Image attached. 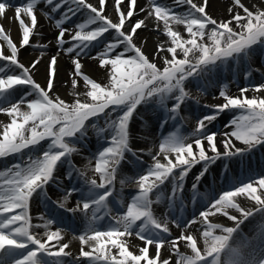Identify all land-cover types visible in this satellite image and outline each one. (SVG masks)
<instances>
[{
  "label": "snow or ice",
  "instance_id": "6c2138e0",
  "mask_svg": "<svg viewBox=\"0 0 264 264\" xmlns=\"http://www.w3.org/2000/svg\"><path fill=\"white\" fill-rule=\"evenodd\" d=\"M221 2L214 16L210 0H0L20 34L0 24V160L14 161L0 169V264H264V170L235 174L264 151V0ZM28 48L39 56L22 60ZM226 72L249 83L217 80L221 102L182 132ZM137 118L151 136L134 148ZM214 168L228 187L202 192ZM35 202L52 211L33 217ZM65 214L83 224L78 254Z\"/></svg>",
  "mask_w": 264,
  "mask_h": 264
},
{
  "label": "bare ground",
  "instance_id": "6f19581e",
  "mask_svg": "<svg viewBox=\"0 0 264 264\" xmlns=\"http://www.w3.org/2000/svg\"><path fill=\"white\" fill-rule=\"evenodd\" d=\"M22 0H20L21 2ZM91 2L95 3V0H91ZM145 3V0H138V4L143 5ZM211 3V7L208 9L214 16L215 15H219L223 9L227 6L225 3H222L221 0H210ZM13 15V12L10 11L9 12V17H11ZM0 24H3L4 27L6 28V30L10 31V34L12 35L14 40H18L20 38V34H19V30H18V23L15 22L14 20H6V19H2L0 18ZM45 35L44 37L40 40V43H46L49 39H51V34L49 32V29L46 27L45 29H43ZM144 35H149L148 33H144ZM151 40L155 39L154 34L151 35L150 37ZM39 49H31L28 48L26 51H22L21 54V59L24 61H28L30 58H32L33 56H39ZM61 64L63 66H67L68 61L66 58H62L61 59ZM86 64L88 65V69L89 71H91V74L93 76L96 75V71L94 69V67L92 66V62L91 61H87ZM35 79H37L38 82H41L43 84L44 81V74L43 71H41V73H38L35 77ZM61 79H66L64 73H61ZM219 78H213V86H207V92L200 96V105L201 106H196L193 103V107L191 109V111L185 112L183 113V115H185L186 117H188V119H186L182 126L181 125H177L176 127L181 128V131L184 132L185 134H188L192 131L193 127L195 126V119L196 117L200 116L204 111H207L209 109H204L202 107V105L204 104H215V103H219L221 102L220 99H213L214 96H218V87H216V81L219 80ZM262 78L260 76L259 73L255 74L252 78V82L253 83H258L257 81H260ZM242 86H244V84H246L244 81L242 82ZM241 86V85H240ZM230 89V88H229ZM230 91L232 93H238V89L233 90L230 89ZM193 96H197L199 95V90L196 89V92H192ZM222 115V114H221ZM6 118L0 114V120H5ZM135 131L133 130L134 134L136 132L139 131L141 132V128H142V124L139 118H137V122L134 126ZM223 129V128H222ZM221 130V129H220ZM231 130V129H229ZM148 135L151 136V133H146ZM156 135H159V133L157 132ZM144 141H142L141 139H137L133 142V147L135 148L137 145H143ZM239 143V142H237ZM93 147H95V138H93ZM11 158V157H10ZM10 158L7 160L9 161ZM5 160H0V162H3ZM74 162L77 164V166H82V158L77 156L74 158ZM261 170H264V151H261L259 149H257L251 156L246 157L244 160V164L243 167H236L235 169V174L238 175V173H244L245 171L249 172L246 176L243 177H247L250 174H258ZM251 171V172H250ZM220 172V170L218 168H214V170L207 175L208 178H206L209 181V187H210V183H214V177H215V182L217 181V179H222L221 176L218 174ZM130 174V173H129ZM89 175H91V173H89ZM188 179V177H187ZM212 180V181H211ZM189 184V183H188ZM187 187V186H186ZM135 188V185H131L128 189L131 191ZM49 195L52 197V199L55 197L57 198V190L55 188V186H52L49 189ZM244 206L246 207H253L254 206V202L251 201H241ZM39 206L42 209V205L39 202H35L32 205V215L33 217H36L38 215H40L39 212L36 211V207ZM69 206H75V198L71 201ZM48 208V207H47ZM47 212V209H43ZM48 210H50V208H48ZM79 214H77V219L72 220L71 219V214H65V220L67 219V223L64 225L65 227H68L69 231L68 234L66 236V240L71 241V247L73 248L74 245H77L79 247V241L78 240H72V236L76 235L78 236L79 234H81L82 230H83V224L80 222L79 220ZM35 222V221H34ZM216 222H222V223H226L231 225V222L227 221L226 218H221V220L216 221ZM244 227V226H242ZM251 227V226H249ZM249 227L248 228H244L245 232L249 231ZM72 250V249H71ZM67 251V250H66ZM74 254H78V249L74 251V249L72 250ZM181 251H186L184 248H181Z\"/></svg>",
  "mask_w": 264,
  "mask_h": 264
},
{
  "label": "rangeland",
  "instance_id": "374dc122",
  "mask_svg": "<svg viewBox=\"0 0 264 264\" xmlns=\"http://www.w3.org/2000/svg\"><path fill=\"white\" fill-rule=\"evenodd\" d=\"M262 78V77H261ZM261 81V80H260ZM260 81H257V82H260ZM221 82H223V83H227L226 82V80L223 78V80H221ZM229 82V81H228ZM246 84H244V85H247L248 83H249V81H246L245 82ZM253 83V82H252ZM243 85V84H237V85H233V86H231L230 84H229V88H231V89H233V90H237V89H239V87H241V86ZM211 110H207V111H204L203 113H205V112H210ZM202 113V114H203ZM201 114V115H202ZM200 115V116H201ZM237 115H238V113H237ZM233 117V113L232 112H226V113H223L219 118H218V120L215 122V128L213 129V130H220V129H222V128H224V126H225V124L231 119ZM135 128V127H134ZM133 128V130L135 131V129ZM135 134H136V132H135ZM137 135H139L141 138V140H143L142 138H143V136L144 135H148V134H146V133H142V132H137ZM149 137H150V135H148ZM12 162H14L13 161V158H10V160L9 161H3V162H0V169H3L4 168V166L6 165V164H8V163H12ZM200 170V165H196L193 169H192V172L190 173V176L193 174V176L192 177H194L195 176V174L196 173H198V171ZM131 185H129L126 189H125V192L126 193H128L130 190L128 189L129 187H130ZM36 211L37 212H39L40 214H44L43 213V211H42V209L39 207V206H37L36 207ZM249 226H244V228L246 229V228H248ZM71 230V229H70ZM70 248L73 250L74 249V251L75 250H77V249H79V247L77 246V245H74L73 246V248L71 247V245H70ZM76 252V251H75Z\"/></svg>",
  "mask_w": 264,
  "mask_h": 264
}]
</instances>
